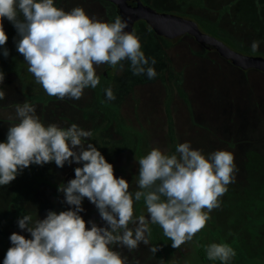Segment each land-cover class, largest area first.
<instances>
[{
  "label": "rangeland",
  "instance_id": "374dc122",
  "mask_svg": "<svg viewBox=\"0 0 264 264\" xmlns=\"http://www.w3.org/2000/svg\"><path fill=\"white\" fill-rule=\"evenodd\" d=\"M143 1L159 10L212 23L222 37L229 39L231 48L264 57V0L259 14L254 0ZM55 3L66 11L81 5L90 16L105 20L117 15L109 3L100 0H55ZM4 28L9 38L0 45V70L5 73L0 84L5 92V98L0 100V140L6 138L10 123L17 122L15 105L28 101L35 105L45 124L55 122L67 127L75 122L91 129L92 142L113 164L114 175L126 178L133 194L139 191L138 159L120 147L114 124L105 125V118L95 105V89H85L79 100L61 101L49 96L27 71L23 55L16 49L20 36L15 28L7 20ZM132 31L140 37L146 55L156 57L158 75L152 80L146 75L133 76L127 60L124 72L100 65L97 88L101 100L105 102L103 89L111 85L116 100L105 103L117 110L123 126L140 136L143 155L152 147L172 152L176 143L187 140L204 153L217 149L233 151L239 172L235 183L229 184L223 195L221 206L211 211V219L191 241L179 248L172 247L170 253L162 243L159 254L152 253L150 242L145 244L142 240L131 251L126 246L118 250L128 257L127 264H132L134 257L140 264H204L197 255L202 240L227 242L237 253L233 264L252 261L264 264V70L235 65L189 34L176 42L167 41L150 33L143 20H136ZM254 39L262 40L255 53L250 50ZM5 49L9 52L7 57ZM77 166L80 165L75 161L71 164L66 161L62 167L54 161L32 164L8 185L0 186V264L11 244L12 232L30 235L18 227V217L31 213L33 219H43L49 210L59 212L74 207L65 202V194L58 188L74 178ZM82 207L80 214L86 227L91 226L89 221L107 227L87 197L83 198ZM134 209V215H148L140 201H134ZM129 226L135 229L138 221Z\"/></svg>",
  "mask_w": 264,
  "mask_h": 264
},
{
  "label": "clouds",
  "instance_id": "9594fccd",
  "mask_svg": "<svg viewBox=\"0 0 264 264\" xmlns=\"http://www.w3.org/2000/svg\"><path fill=\"white\" fill-rule=\"evenodd\" d=\"M254 3L259 14L261 0ZM129 19L120 14L111 20L90 16L81 5L66 11L55 0H0V45L9 38L4 28L7 20L20 36L16 49L35 82L58 100H79L85 89L100 84L97 69L103 64L124 72L127 60L133 76L157 77L156 57L146 55L135 31L125 30ZM261 43L252 40L250 50L258 52ZM8 55L5 49L4 56ZM4 77L0 70V84ZM103 91L105 102L116 100L111 85ZM4 98L0 89V100ZM15 116L17 122L10 123L6 138L0 140V186L32 164L54 161L62 167L75 161L80 166L75 167L74 178L58 188L74 207L49 210L43 219H33L31 213L18 217V227L30 235L15 231L9 235L11 244L2 264H127L128 257L118 248L131 251L141 240L148 244L149 221L159 225L173 248H179L205 227L239 172L235 153L227 149L204 153L187 140L176 143L172 152L152 147L137 160L141 190L133 194L129 181L114 175L113 164L92 142L91 129L75 122L67 127L45 124L28 101L15 105ZM84 197L96 206L107 227L90 221L86 227L80 214ZM141 200L147 217L134 215V201ZM137 221L135 229L129 226ZM158 247L153 245L150 251L156 253ZM236 255L227 242L206 246L209 261L231 264ZM132 264L140 262L134 257Z\"/></svg>",
  "mask_w": 264,
  "mask_h": 264
},
{
  "label": "water",
  "instance_id": "95a60500",
  "mask_svg": "<svg viewBox=\"0 0 264 264\" xmlns=\"http://www.w3.org/2000/svg\"><path fill=\"white\" fill-rule=\"evenodd\" d=\"M140 16L145 19L157 33L166 34L168 31H171V33L173 32L170 35L172 42L179 39L183 33H188L205 48L208 50H216L220 55L235 65L244 68L256 67L260 70H264L263 56L246 54L231 48L222 40L205 34L194 20L176 13L157 11L140 1L125 0L124 18H130L128 27L125 29L126 31L133 30L132 20ZM147 216L148 215H146V217Z\"/></svg>",
  "mask_w": 264,
  "mask_h": 264
},
{
  "label": "trees",
  "instance_id": "16d2710c",
  "mask_svg": "<svg viewBox=\"0 0 264 264\" xmlns=\"http://www.w3.org/2000/svg\"><path fill=\"white\" fill-rule=\"evenodd\" d=\"M196 23L199 25V27L205 34L211 37L218 38L223 42L227 43L228 45H231L229 39L226 37H222L219 34L217 27L212 23L203 20H196ZM149 31L150 33H153V28L151 26H149ZM94 99H95V105L102 112L103 117L105 118V125L108 126L110 124H114L115 130L120 136V143H119L120 147L130 153H134L137 159H139V157L143 155L140 149V136L133 129L123 126V124L119 119L117 110L113 106H110L101 100L99 96V89L97 87L94 90ZM149 190L152 189H144L143 191H149ZM140 203L143 204V200H141ZM149 227L151 229V232L149 233L148 231H146V236L149 237L150 244L152 246L153 245L159 246L160 243H162L165 250L168 253H170L172 251L171 241L163 235L162 229L159 227V225L151 224V222H149ZM208 244L209 243L204 240H202L199 243V246L197 248V255L199 259L204 264H221V262L219 261H209L207 259L206 246ZM156 253L159 254V251H157ZM231 264L233 263L231 262ZM248 264H260V263L256 261H252Z\"/></svg>",
  "mask_w": 264,
  "mask_h": 264
},
{
  "label": "flooded vegetation",
  "instance_id": "af4514ba",
  "mask_svg": "<svg viewBox=\"0 0 264 264\" xmlns=\"http://www.w3.org/2000/svg\"><path fill=\"white\" fill-rule=\"evenodd\" d=\"M100 1H105V2H107V3H109L113 8H114V10H115V12L117 13V14H120V15H122V17L124 18V16H125V0H100ZM136 1H140V2H142L143 4H146V5H148L149 7H151V8H154V9H157V8H155V7H152V6H150L148 3H146V2H144L143 0H136ZM157 10H159V9H157ZM136 11V10H135ZM159 11H161V12H169V13H173L172 11H169V10H159ZM136 20H143V21H145V19H143L141 16L140 17H135L133 20H132V23H133V26H134V22L136 21ZM146 22V21H145ZM196 22V21H195ZM147 23V22H146ZM148 24V23H147ZM149 25V24H148ZM150 26V25H149ZM199 26V25H198ZM200 28V27H199ZM201 29V28H200ZM173 31V30H172ZM173 33V32H172ZM171 33V31H168L166 34H160V33H157L156 31H154L153 30V34H156V35H159V36H161V37H163L165 40H169V41H171V39H170V35L172 34ZM185 34H188V33H183L182 35H185ZM181 35V36H182ZM190 35V34H189ZM180 36V37H181ZM192 36V35H191ZM193 37V36H192ZM194 38V37H193ZM178 40V39H177ZM176 40V41H177ZM175 41V42H176ZM172 42V41H171ZM200 44V43H199ZM202 45V44H201ZM203 46V45H202ZM212 51H216V50H212ZM246 68V67H245ZM105 73H106V71H104Z\"/></svg>",
  "mask_w": 264,
  "mask_h": 264
}]
</instances>
